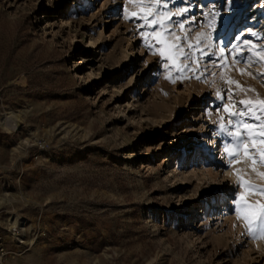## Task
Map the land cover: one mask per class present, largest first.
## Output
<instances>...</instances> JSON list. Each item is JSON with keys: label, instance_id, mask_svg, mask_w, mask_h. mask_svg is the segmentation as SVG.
I'll return each instance as SVG.
<instances>
[{"label": "rangeland", "instance_id": "374dc122", "mask_svg": "<svg viewBox=\"0 0 264 264\" xmlns=\"http://www.w3.org/2000/svg\"><path fill=\"white\" fill-rule=\"evenodd\" d=\"M185 7L158 39L156 0H0L2 264H264L234 216L239 194L264 195L246 184L237 194L226 176L233 138L217 124L232 100L216 98L232 89L234 101L264 99V63L218 66L220 47L225 64L241 40L264 48V0H161L159 12ZM192 17L189 38L214 37L196 53L200 79L159 56L160 39L186 45L166 30ZM246 122L258 156L264 126ZM242 177L264 186L256 172Z\"/></svg>", "mask_w": 264, "mask_h": 264}, {"label": "snow or ice", "instance_id": "6c2138e0", "mask_svg": "<svg viewBox=\"0 0 264 264\" xmlns=\"http://www.w3.org/2000/svg\"><path fill=\"white\" fill-rule=\"evenodd\" d=\"M166 2V0H165ZM234 0H226V3H233ZM161 4V0H156L157 12L155 14L148 12V15H155L156 19L152 21L153 24V36H156L159 39V34L156 33L155 29L160 24H162L165 20L173 21L174 17L180 16L184 17L185 13L189 11V8L185 7L180 9L177 12H171L161 14L159 12V6ZM138 14L133 13L132 16L135 17ZM131 18V17H130ZM196 18L192 17L191 19L185 18L179 21H176L173 24V27L166 30L168 37H174L175 41L185 42V43H169L166 39H160L159 43L168 44L167 53L161 52L159 56L165 60H172L174 57H179L182 61L178 66L173 63L172 67L177 68L178 74H183L185 71H192L194 73H198L195 78L200 79L201 76L207 72V66L204 67L203 71L200 70V60L199 55L196 53H204L205 48H201L200 45L205 41H213L214 37L209 33H197L194 37H190V32L188 30V25L194 21ZM223 17H221V20ZM212 24L215 23V16H213ZM175 29H179L183 32V36H178L175 33ZM218 28L213 27V33L217 32ZM194 40V42H193ZM219 43V41H215ZM149 47H152V44H149ZM205 47H212V44H207ZM255 45L252 44L251 41L241 40L240 45L234 46L232 51L228 53L231 57V62L229 64L223 63L227 59L224 55L228 49L227 46L218 48L219 53L221 54L218 57L220 61L219 65L223 71L225 67H232L238 65L240 63H245L251 65L253 63H264V48H258L255 52H253V48ZM187 49H194V52L186 51ZM248 53H252V55H248ZM207 56L211 57L215 55V53L209 52L206 53ZM191 60L190 63L187 61ZM209 64H216V60L209 59ZM195 66V67H194ZM241 74L246 72V69H239ZM261 76H264V72L258 73ZM209 75H216L214 72L209 73ZM171 78V77H169ZM184 78H192L185 76ZM223 78V77H222ZM225 83L235 85L236 89H240L243 91H255L253 88L245 89L243 85L234 79L226 80ZM235 92L232 89H228L224 92H217L216 98L221 101L232 100V105L230 106L228 103L223 104V109L227 113L228 119L227 122H224V117L220 118V122L217 124V127L220 130V134H223L227 137H231L233 139L226 141V146L224 148L225 156L230 159L233 163L237 162L238 157L241 155V149H243V155L245 158L250 159L252 162V171L256 172L258 176H264V172H259L256 168L257 163L264 164V148L259 150V154L252 155L253 152L256 151L255 148V140H253V147L250 148L246 141L252 139V136L249 134V130L254 128L253 123L246 122L248 118L260 123L264 126V119H262L261 114H264V99L262 100H239L234 101L233 96ZM239 105V110H233L236 105ZM242 118V119H237ZM258 136L260 139L261 145H264V127H261L258 132ZM229 167L231 165H228ZM241 169H237V174L240 175ZM241 184H246L249 190H255L260 195H264V186L256 185L251 181L244 180L241 177V181L235 187L237 189V194H239V187ZM241 198L244 199L245 207L241 210V218L245 219L248 222L247 233H251L253 236H256L257 233L264 234V203L260 201H256L255 203H249L247 198L243 194ZM253 225H256V228H253Z\"/></svg>", "mask_w": 264, "mask_h": 264}, {"label": "bare ground", "instance_id": "6f19581e", "mask_svg": "<svg viewBox=\"0 0 264 264\" xmlns=\"http://www.w3.org/2000/svg\"><path fill=\"white\" fill-rule=\"evenodd\" d=\"M228 161H230V159H228ZM177 163H178V161H176L175 164L177 165ZM233 166L234 167L237 166V169L238 168L241 169L240 175L237 174V169H235V168L233 169ZM233 166H232V168L230 170L226 171V173H227L226 176L233 177L234 179L238 180V183H240L241 177L243 175H247V174L253 173V171H252V162H251L250 159H247V158L244 157L243 150H242V154H241L240 158L237 160L236 163H233ZM256 168L258 169V165H256ZM235 207H236V211H235V215L234 216L237 217L241 227H244L246 232H247L248 222L245 219L241 218V210L245 206H244V203L241 200V196L240 195H238L236 197ZM254 226H256V225H253V228H254ZM247 234H249L250 240L252 241V243L255 246L263 249V251H264V245H263V243H264V234L257 233L256 236H253L251 233H247Z\"/></svg>", "mask_w": 264, "mask_h": 264}, {"label": "built area", "instance_id": "2783aa9c", "mask_svg": "<svg viewBox=\"0 0 264 264\" xmlns=\"http://www.w3.org/2000/svg\"><path fill=\"white\" fill-rule=\"evenodd\" d=\"M0 264H2V258L0 257Z\"/></svg>", "mask_w": 264, "mask_h": 264}]
</instances>
